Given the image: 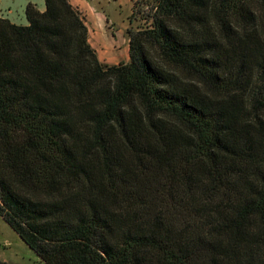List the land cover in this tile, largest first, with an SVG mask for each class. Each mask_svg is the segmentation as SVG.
I'll use <instances>...</instances> for the list:
<instances>
[{
  "label": "trees",
  "instance_id": "16d2710c",
  "mask_svg": "<svg viewBox=\"0 0 264 264\" xmlns=\"http://www.w3.org/2000/svg\"><path fill=\"white\" fill-rule=\"evenodd\" d=\"M45 4L0 16L3 219L47 264H264V0H138L119 64Z\"/></svg>",
  "mask_w": 264,
  "mask_h": 264
},
{
  "label": "rangeland",
  "instance_id": "374dc122",
  "mask_svg": "<svg viewBox=\"0 0 264 264\" xmlns=\"http://www.w3.org/2000/svg\"><path fill=\"white\" fill-rule=\"evenodd\" d=\"M83 13L90 23V42L101 54H115L120 61L126 58L129 49L127 29L132 8L130 0H82ZM44 7V0H0V16L18 25H28V3ZM147 21L137 16L133 26H146ZM0 259L8 264H47L19 236L0 215Z\"/></svg>",
  "mask_w": 264,
  "mask_h": 264
},
{
  "label": "crops",
  "instance_id": "0c3cea01",
  "mask_svg": "<svg viewBox=\"0 0 264 264\" xmlns=\"http://www.w3.org/2000/svg\"><path fill=\"white\" fill-rule=\"evenodd\" d=\"M136 1H138V0H130V2H131V8H132V14H133V11H134V4H135V2ZM70 2L73 4V6H75V7H77L82 13H83V8H84V2L82 1V0H70ZM45 8H46V4H45V0H44V7L41 9V8H39L41 11H43V10H45ZM83 15H84V13H83ZM132 16V15H131ZM84 17H85V22H86V24H87V26H88V29H89V42H90V23H89V21H88V19L86 18V16L84 15ZM135 20L136 19H131V17H130V25H129V27L131 26V25H134L135 24ZM128 27V28H129ZM135 27V26H134ZM137 27V26H136ZM129 38V37H128ZM91 43V42H90ZM91 45H92V47L96 50V52H97V55H98V57H99V59L102 61V62H104V63H106V64H119L120 62H122V61H120L119 59H118V57L115 55V54H113V55H106V54H101L99 51H98V49L97 48H95L94 47V45L91 43ZM126 58H128L129 59V49H128V55L126 54ZM127 61V60H126ZM126 61H124V62H126Z\"/></svg>",
  "mask_w": 264,
  "mask_h": 264
}]
</instances>
